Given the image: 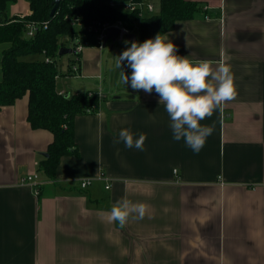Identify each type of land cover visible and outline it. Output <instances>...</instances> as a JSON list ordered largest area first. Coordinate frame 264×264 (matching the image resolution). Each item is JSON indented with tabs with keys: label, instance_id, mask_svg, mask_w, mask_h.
<instances>
[{
	"label": "crops",
	"instance_id": "0c3cea01",
	"mask_svg": "<svg viewBox=\"0 0 264 264\" xmlns=\"http://www.w3.org/2000/svg\"><path fill=\"white\" fill-rule=\"evenodd\" d=\"M189 1L199 6L192 17L162 34L180 56L229 64L238 86L222 113L201 121L214 127L203 148L173 139L155 91L122 83L127 63L120 70L106 45L85 46L79 71L68 73V58L55 87L99 101L73 118V152L53 178L38 165L53 134L31 127L28 93L0 106V264H264V0ZM30 12L26 0L9 7ZM123 128L146 135L143 151L115 142ZM33 173L38 193L21 182ZM124 198L148 212L121 228L109 214Z\"/></svg>",
	"mask_w": 264,
	"mask_h": 264
},
{
	"label": "trees",
	"instance_id": "16d2710c",
	"mask_svg": "<svg viewBox=\"0 0 264 264\" xmlns=\"http://www.w3.org/2000/svg\"><path fill=\"white\" fill-rule=\"evenodd\" d=\"M15 1L0 0V44L7 45L0 52V106L12 104L28 93L27 120L31 127L45 128L53 134V141L47 148L48 156L38 163L49 178L54 177L59 158L73 152V118L92 111L99 101L96 95L88 96L87 92L71 95L57 92L56 57L59 49L65 47L59 36L65 35L70 42L77 37L85 46L94 45V33L86 29L89 25L122 20L130 27L137 23L138 42L143 43L170 29L175 21L191 18L199 7L195 1L159 0L157 14L140 16L119 7L118 4L125 0H60L56 11L50 15L53 0H26L31 12L20 17L9 14V7ZM74 20L78 28L72 25ZM30 22H46L47 26L39 25L34 35L28 37L26 25ZM70 48L72 50V46ZM30 54L42 57L26 59ZM75 62L78 61L74 54L68 73Z\"/></svg>",
	"mask_w": 264,
	"mask_h": 264
},
{
	"label": "clouds",
	"instance_id": "9594fccd",
	"mask_svg": "<svg viewBox=\"0 0 264 264\" xmlns=\"http://www.w3.org/2000/svg\"><path fill=\"white\" fill-rule=\"evenodd\" d=\"M125 61L131 68L130 78L121 70ZM116 67L121 70L122 83L130 84L132 90L148 94L155 91L159 104L165 106L170 117L173 139L183 140L196 153L214 131L213 126L201 121L210 119L217 111L222 113L225 105L238 95L229 64L221 61L213 66L207 60L192 61L180 56L167 34L158 33L143 43L131 42V46L117 56ZM146 139L143 133L136 137L130 129L123 128L115 142L143 151ZM147 212V205L124 198L112 206L109 220L123 228L129 218L143 219Z\"/></svg>",
	"mask_w": 264,
	"mask_h": 264
},
{
	"label": "built area",
	"instance_id": "2783aa9c",
	"mask_svg": "<svg viewBox=\"0 0 264 264\" xmlns=\"http://www.w3.org/2000/svg\"><path fill=\"white\" fill-rule=\"evenodd\" d=\"M110 5H112V6L115 5V2H110ZM120 6L124 11H128V12L135 11L140 16H142L144 14H152L153 10H154L153 4L147 0H139V1L125 0V1L120 3ZM39 25L42 28H45L47 26L46 22H43L41 24H37L36 22L28 23L26 25V27H27L26 35L28 37L33 36L35 31L38 29ZM72 25L76 26V28H78L77 27L78 23L75 20L72 21ZM110 28H116L118 32H117V34L113 40L111 38H108L106 40V42H104V38L106 37L107 32ZM86 29L88 32L94 33V37H95V41H96L94 46H96L98 48L104 47L108 42L112 45L113 42L122 41V40L126 39V36L130 33H135V32L138 33V25L136 22L133 23V27H130L128 25V23H126L122 20L98 22V23L89 25ZM70 38L71 37H69V39ZM84 47H85V45H83V43H81L79 41V38L75 37L72 39V52L75 54V59H77V61L79 60L78 55L80 54V52L83 50ZM46 60L48 61V59H46ZM78 71H79V69L77 66V62L72 63L70 65V73L75 74ZM87 95L88 96H94V95H96V93H94L92 91H88ZM37 177L38 176L35 173L29 174V175L24 176L21 179V182H22V184L33 186L35 193H38V189L36 190L38 184L35 183ZM99 177H101V175H99ZM90 182H91L90 178H82L80 180V187L85 188L90 184ZM108 187L109 186H106V188H108Z\"/></svg>",
	"mask_w": 264,
	"mask_h": 264
},
{
	"label": "rangeland",
	"instance_id": "374dc122",
	"mask_svg": "<svg viewBox=\"0 0 264 264\" xmlns=\"http://www.w3.org/2000/svg\"><path fill=\"white\" fill-rule=\"evenodd\" d=\"M153 5H154V10H153V13H157L158 12V7H157V3L154 1H152ZM11 6V5H10ZM17 16H23V15H17ZM135 34L137 35L138 33L135 32ZM138 36V35H137ZM59 41L63 42L65 47H70L72 46V42H70L65 35H60L59 36ZM127 39H124L122 41H116V42H113V46L112 48H110V43L108 42L106 44V46L103 48V50L107 51V52H110L113 56H119V54L126 49L128 47L131 46V44L127 41ZM4 44H0V50H1V46H3ZM120 48V53H118L117 49ZM116 52H117V55H116ZM40 55L39 54H30V55H27L25 58L26 59H31V58H38ZM70 57H74V54L72 52L70 53H65L63 55H58L56 57V66H57V70L58 72L62 73L63 70L66 69V63L68 61V58ZM110 61V60H109ZM108 61V62H109ZM125 63H127L125 61ZM129 67V66H128ZM131 74V68L129 67V70H128V73L127 75L130 76ZM61 77H63V74L59 75Z\"/></svg>",
	"mask_w": 264,
	"mask_h": 264
},
{
	"label": "water",
	"instance_id": "95a60500",
	"mask_svg": "<svg viewBox=\"0 0 264 264\" xmlns=\"http://www.w3.org/2000/svg\"><path fill=\"white\" fill-rule=\"evenodd\" d=\"M59 1L60 0H53V7L51 8V10H50V15H52L55 11H56V9H57V7H58V4H59ZM117 29L116 28H110L109 30H108V32H107V35H106V37L104 38V42H106V40L108 39V38H111L112 40L114 39V37L116 36V34H117ZM126 39H127V41L131 44V42H133V41H136V35L134 34V33H130V34H128L127 36H126ZM72 50H71V48H65V47H61L60 49H59V51H58V54L59 55H63V54H65V53H70ZM131 77V75L129 76V78Z\"/></svg>",
	"mask_w": 264,
	"mask_h": 264
}]
</instances>
